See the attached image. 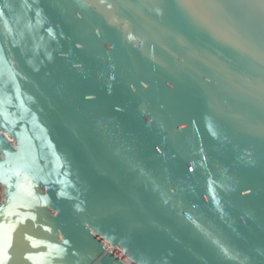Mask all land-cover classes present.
<instances>
[{"label": "water", "instance_id": "1", "mask_svg": "<svg viewBox=\"0 0 264 264\" xmlns=\"http://www.w3.org/2000/svg\"><path fill=\"white\" fill-rule=\"evenodd\" d=\"M0 264H264V0H0Z\"/></svg>", "mask_w": 264, "mask_h": 264}, {"label": "built area", "instance_id": "2", "mask_svg": "<svg viewBox=\"0 0 264 264\" xmlns=\"http://www.w3.org/2000/svg\"><path fill=\"white\" fill-rule=\"evenodd\" d=\"M3 193H2V184L0 183V203L2 202Z\"/></svg>", "mask_w": 264, "mask_h": 264}]
</instances>
